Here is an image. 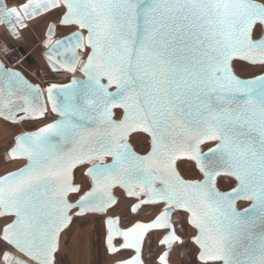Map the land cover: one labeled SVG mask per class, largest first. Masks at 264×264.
<instances>
[{"label":"snow or ice","instance_id":"1","mask_svg":"<svg viewBox=\"0 0 264 264\" xmlns=\"http://www.w3.org/2000/svg\"><path fill=\"white\" fill-rule=\"evenodd\" d=\"M53 12L77 31L53 42L56 25L49 27L51 68L75 73L79 65L87 83L82 90L76 79L51 83L47 100L60 120L17 137L7 154L28 163L0 176V240L26 259L5 251L3 264H55L70 213L105 212L116 204V186L140 201L132 212L143 205L163 209L152 222L126 230L119 219L107 220L109 250L119 251L116 237L135 250L124 264H143L151 231L161 232L166 249L159 264H169L174 246H187L178 234L183 225L193 231L196 264H264V74L242 79L234 70V63L264 66V3L20 0L9 7L0 0V24L16 39L26 20ZM43 93L0 63L5 120L17 123L19 112L42 117L48 110ZM132 133L146 136L149 152L133 150ZM203 145L214 146L205 152ZM180 156L195 162L202 179L180 176L174 167ZM86 164L92 165L90 190L81 195L72 172ZM218 177L234 186L221 191ZM72 194L79 197L75 203ZM240 200L251 207L240 211ZM177 213L184 217L181 229Z\"/></svg>","mask_w":264,"mask_h":264},{"label":"rangeland","instance_id":"2","mask_svg":"<svg viewBox=\"0 0 264 264\" xmlns=\"http://www.w3.org/2000/svg\"><path fill=\"white\" fill-rule=\"evenodd\" d=\"M7 2L9 7H12L14 6L12 4H19L20 0H7ZM59 20V15L53 12L31 22L27 35H25L28 39V46H25L22 42L13 40L12 37L10 38L6 30L3 29L0 31V36L11 42L12 45L21 49H24L25 46L24 53L33 61V64L26 65L27 74L35 83H42L49 86L51 83L64 84L68 81V79L62 80L66 78V76L62 74L63 72L50 71L43 56L45 43L47 41L46 31L52 23L59 24ZM75 29V27L58 26L57 37H64ZM234 70L236 74L242 78H252L263 74L264 66L251 65L248 63H234ZM72 75L73 77H82L79 70L72 73ZM44 123L45 122L34 121L6 123V126L0 125V176L17 170L25 164L23 160L11 161L7 158V152L13 146L14 138L20 134L35 131L41 128ZM130 141L135 150L141 154L148 152L150 148L148 139L144 134H135L130 138ZM86 169L87 167H82L75 173V183L81 187V194L83 190H88L90 188L89 180L85 175ZM179 170L185 179H202L201 174L197 171L196 166L192 162H180ZM218 182L222 191H228L234 186L230 178H220ZM116 194L119 198L118 204L106 215L88 214L86 216H77L74 218L70 227L61 235L56 264H116L132 256L133 251L131 250H121L117 253H112L109 250L106 241V219L118 217L120 219V227L122 229H127L137 222H151L163 209L150 206L144 207L137 214H133L131 212V207L136 200L128 198L121 190H117ZM76 199H78L77 195L72 197L73 201H76ZM248 205L249 203L244 202L240 205V208H244ZM173 219L177 222V228L181 229L184 217L177 213L174 215ZM4 220L5 218L0 217V226L3 225ZM183 228H185L186 231H178V234L182 235L185 245L187 246L182 247L176 245V250L173 251L170 262L171 264H196V256L193 250L194 245L191 244L193 231L191 227L187 225H183ZM161 239L162 234L159 231H155L148 235L143 250L145 264H158L157 259L165 249L160 245ZM116 246H120V243L117 242ZM5 251H12V249L10 247L5 248L3 241L0 240V264H3L2 256ZM29 263L31 264V262Z\"/></svg>","mask_w":264,"mask_h":264},{"label":"water","instance_id":"3","mask_svg":"<svg viewBox=\"0 0 264 264\" xmlns=\"http://www.w3.org/2000/svg\"><path fill=\"white\" fill-rule=\"evenodd\" d=\"M257 2H259V1H257ZM4 3H6L7 5H8V2H7V0H4ZM259 3H262V2H259ZM9 6V5H8ZM47 14H49V13H47ZM47 14H43V15H41V16H39V17H37V18H35V19H33V20H31V21H25V23L27 24V27L26 28H23L22 30H20V36H19V39L21 38V36H22V32L24 31V30H26V29H28L29 28V24L31 23V22H33L34 20H36V19H38V18H40V17H42V16H45V15H47ZM52 24H55L56 25V31H55V35L52 37V40H53V42H55L56 40H60V39H64V38H66V37H68V36H70L74 31H77V29H75L73 32H71V33H69L68 35H66V36H64V37H57V30H58V26H60V27H75V26H63V25H61L60 23L59 24H56V23H52ZM51 24V25H52ZM50 25V26H51ZM49 26V27H50ZM0 28H4L7 32H8V34L12 37V39L13 40H18V39H16V38H14L10 33H9V31L7 30V28L3 25V24H0ZM76 28V27H75ZM48 30H49V28L47 29V31H46V37H47V41H48V39H49V33H48ZM84 35L86 36L87 35V33L85 32L84 33ZM47 41H46V43H47ZM46 43H45V45H46ZM48 53H49V48L48 47H46L45 46V50H44V53H43V56H44V58H45V61H46V63H47V65H48V67H49V69H50V71H52V72H64V70H60V71H53L52 70V68H51V65H50V61L48 60ZM79 55H80V53H79ZM81 56V55H80ZM59 59H63V57H59ZM82 59V58H81ZM87 59V58H86ZM86 59H84V60H86ZM83 60V59H82ZM0 63H3L1 60H0ZM4 64V63H3ZM5 65V64H4ZM252 65V64H251ZM6 67H8L7 65H5ZM8 68H10V67H8ZM10 69H12V68H10ZM15 70V69H14ZM77 70H79V73H80V75L82 76V77H73L69 82H67V83H64V84H70L71 83V81L73 80V79H76V80H78V81H80L81 83L77 86L78 87V89H83L84 88V86L86 85V83H87V77L83 74V72L80 70V66L79 65H77ZM76 70V71H77ZM66 72H68V71H66ZM70 73H72V72H70ZM236 73V72H235ZM22 74V73H21ZM264 74V73H263ZM237 75V74H236ZM261 75V74H260ZM22 76L28 81V83H30V84H32L33 86H36V85H38V84H35V83H33L32 81H30L24 74H22ZM238 77H240L239 75H237ZM259 76V75H258ZM257 76H255V77H252V78H256ZM240 78H242V77H240ZM252 78H242V79H252ZM56 84H58V83H56ZM64 84H61V85H64ZM40 88H41V86L40 85H38ZM49 86H47L46 87V89L48 88ZM42 89V88H41ZM114 90V89H113ZM43 102L46 104V106H47V109H50L51 111H52V105H51V102H49L48 100H47V92L45 91L44 93H43ZM63 98L62 97H57V100H58V102H60L61 100H62ZM117 111H119V110H117ZM53 112V111H52ZM46 113V112H45ZM44 113V114H45ZM55 115H56V120L54 121V122H56V121H58V120H60V116L56 113V112H53ZM44 116V115H43ZM43 116L41 117V116H33V117H28L27 116V114H25V113H23V112H19L18 114H16V120L18 121L17 123H24V122H34V121H38V120H40V119H42L43 118ZM117 119H119L120 117L117 115V117H116ZM0 119H3V120H5L2 116H0ZM5 121H8V122H11V123H13L12 121H10V120H5ZM53 123V122H52ZM42 128V127H41ZM40 129V128H39ZM39 129H37V130H35V131H31V132H26V133H23V134H20V135H18V136H16L15 138H14V144H13V146L8 150V152H7V154L10 152V150L13 148V147H15L16 146V141H17V137H21V136H25L26 134H29V133H33V132H36V131H38ZM135 134H139V133H132L129 137H128V142H129V144L132 146V148H133V150L137 153V154H140V155H143V154H141V153H139L137 150H135V148H134V146H133V144L131 143V141H130V138L133 136V135H135ZM142 134V133H141ZM214 145H203L202 146V148H203V150L205 151V152H207L208 151V148L209 147H213ZM150 151V148H149V150H148V152ZM147 153V152H146ZM145 154V153H144ZM10 160V159H9ZM17 160H23V161H25V164L21 167V168H23V167H25L26 165H27V163H28V161H27V159L25 158V159H17ZM11 161H16V160H11ZM183 161H189V162H192L195 166H196V164H195V162L194 161H192V160H190V159H188L187 157H183V156H180V157H178L176 160H175V162H174V167H175V169H176V171L180 174V176L181 177H183L182 176V174L180 173V170H179V163L180 162H183ZM94 163H98V162H95L94 161ZM104 163L105 164H111L112 163V158L111 157H107V158H105V160H104ZM92 165L91 164H86V165H81V166H78L77 168H75V169H73V172H72V177H73V182H74V184L77 186V187H80L78 184H76L75 183V172L78 170V169H80V168H82V167H87V169L88 168H90ZM20 169V168H19ZM87 169H86V171H85V175H86V172H87ZM196 169H197V171L199 172V170H198V168H197V166H196ZM18 170V169H17ZM17 170H14V171H17ZM11 172H13V171H11ZM200 173V172H199ZM201 174V173H200ZM6 175V174H5ZM4 176V175H3ZM201 176H202V174H201ZM87 177V176H86ZM184 178V177H183ZM220 178H222V177H218L217 178V181H216V186L218 187V180L220 179ZM87 179L89 180V183H91V179H90V177H87ZM185 179V178H184ZM186 180H189V179H186ZM81 188V187H80ZM219 188V187H218ZM88 190H90V188L88 189ZM117 190H121L122 192H124V194L127 196V194H126V192H125V190L123 189V188H121V187H119V186H116V187H114L113 189H111V194H112V196L116 199V204H114V205H112L111 207H109L105 212H102V213H100V212H91V211H89V212H87V213H85V214H83V215H77V212L79 211L78 209H75L72 213H70V216H71V220H70V222L67 224V226L66 227H64L63 229H62V231L59 233V247H60V240H61V235L70 227V225L72 224V222H73V220H74V218L75 217H77V216H86V215H88V214H96V215H106L111 209H113L117 204H118V201H119V198H118V196H117V194H116V192H117ZM222 191V190H221ZM229 191V190H228ZM83 194V193H82ZM81 194V195H82ZM73 196H75V194H72V195H70L69 196V199L71 200V202H73V203H75V201H73L72 200V197ZM128 197V196H127ZM79 198V197H78ZM128 198H131V199H135L134 197H128ZM136 200V202L133 204V206L131 207V212H132V208L134 207V206H136V205H138V204H140V201L139 200H137V199H135ZM242 202H246V203H249V205L248 206H246V207H244V208H240L239 207V203H242ZM251 201H247V200H240V201H238L237 202V204H236V207L240 210V211H243L244 209H247V208H249V207H251ZM144 207H150V205H143L142 207H141V209L139 210V211H137V212H132L133 214H137V213H139ZM158 216V215H157ZM1 218H4V217H2V216H0ZM109 218H107L106 219V222H107V220H108ZM155 220V219H154ZM153 221V220H152ZM151 221V222H152ZM138 223V222H137ZM140 223H145V222H140ZM147 223H150V222H147ZM121 228V227H120ZM122 229V228H121ZM122 230H126V229H122ZM153 232H155V231H151V232H149V233H147L146 235H145V237H144V241H143V246H142V253H141V258H142V260H143V264H145V262H144V259H143V250H144V246H145V241H146V239H147V237H148V235L149 234H151V233H153ZM116 240H120L121 242H122V245L119 247V248H117V249H119V251H121V250H131V251H133L134 252V254H133V256L131 257V258H129V259H127V260H124V261H120V262H118V263H116V264H124V262L125 261H128V260H131V259H133L134 257H135V255H136V253H135V250L134 249H125V248H123V237H116L115 238ZM114 239V240H115ZM113 240V241H114ZM160 245H161V243H160ZM162 246V245H161ZM176 246V245H175ZM174 246V247H175ZM163 247V246H162ZM12 249V248H11ZM166 250V249H165ZM58 251H59V248H58ZM58 251L56 252V255H55V264H56V260H57V253H58ZM119 251H117V252H119ZM12 253H13V255L17 258V259H26L24 256H22L19 252H17L15 249H12V251H11ZM116 252V253H117ZM17 255H16V254ZM173 253V252H172ZM163 254V253H162ZM161 254V255H162ZM160 255V256H161ZM172 255V254H171ZM171 255H170V257H171ZM170 257H169V264H171V262H170ZM158 262H159V259H158ZM30 264V263H29Z\"/></svg>","mask_w":264,"mask_h":264},{"label":"built area","instance_id":"4","mask_svg":"<svg viewBox=\"0 0 264 264\" xmlns=\"http://www.w3.org/2000/svg\"><path fill=\"white\" fill-rule=\"evenodd\" d=\"M13 5H18V4H13ZM9 37L11 38V36H9ZM80 55H81V58L83 60L86 59L87 58V51H81ZM28 58H29V56L27 54H25L21 48L12 45L11 42L7 41L6 39H4L3 37L0 36V60L5 65H7L8 67L20 71L30 81H32L29 78V75L27 74V69H26V65H28ZM62 74H64L63 76H66V78L62 79V80L68 79V81H70L73 77L72 73H70V72L64 71ZM59 81H61V80H59ZM33 83H35V82H33ZM35 84L40 85L41 88L45 92V87H47V85L42 84V83H35ZM55 120H56V115L50 109H48L47 112L44 114L43 118L38 120V121L45 122L42 126V127H44V126H46V124L52 123ZM222 178L229 179V177H222ZM218 187H219V182H218ZM219 189L221 190L220 187H219ZM242 203H244V202H242ZM242 203L239 204V207H240V205H242Z\"/></svg>","mask_w":264,"mask_h":264},{"label":"crops","instance_id":"5","mask_svg":"<svg viewBox=\"0 0 264 264\" xmlns=\"http://www.w3.org/2000/svg\"><path fill=\"white\" fill-rule=\"evenodd\" d=\"M257 1L264 3V0H257ZM9 4H10V3H9ZM12 5H13V4H12ZM1 30H3V29H1ZM1 30H0V31H1ZM28 30H29V28L26 29V30H24V31L22 32V36H21V38L17 40L18 42H22L23 44H25V46H28V45H29V43H28V39L25 37V35H27ZM23 34H24V35H23ZM25 46H24V49L22 48L23 51H25ZM28 64H33V61H31V59H29V58H28ZM5 122H6V123H11V122L5 121V120H3V119H0V125H5V126H6V123H5Z\"/></svg>","mask_w":264,"mask_h":264},{"label":"flooded vegetation","instance_id":"6","mask_svg":"<svg viewBox=\"0 0 264 264\" xmlns=\"http://www.w3.org/2000/svg\"><path fill=\"white\" fill-rule=\"evenodd\" d=\"M111 219H119L118 217H111ZM120 220V219H119ZM106 229H107V223H106ZM107 239H108V229H107V237H106V241H107ZM117 242H119L120 243V246L122 245V242L120 241V240H114L113 241V244H114V246L116 247V248H119L120 246H116L117 245ZM107 246H108V242H107ZM164 251H165V249H164ZM133 254H134V252L132 253V256H133ZM132 256H130L129 258H131ZM160 257V256H159ZM159 257H158V259H159ZM129 258H127V259H129ZM127 259H125V260H127ZM158 259H157V263L159 264V262H158ZM124 261V260H123ZM145 262V261H144Z\"/></svg>","mask_w":264,"mask_h":264},{"label":"bare ground","instance_id":"7","mask_svg":"<svg viewBox=\"0 0 264 264\" xmlns=\"http://www.w3.org/2000/svg\"><path fill=\"white\" fill-rule=\"evenodd\" d=\"M14 6H15V5H14ZM29 28H30V24H29ZM1 29H4V28H0V30H1ZM15 70H16V69H15Z\"/></svg>","mask_w":264,"mask_h":264}]
</instances>
